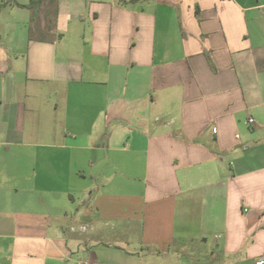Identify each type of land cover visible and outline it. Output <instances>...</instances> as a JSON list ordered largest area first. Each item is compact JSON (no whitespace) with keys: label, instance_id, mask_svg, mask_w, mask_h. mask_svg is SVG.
<instances>
[{"label":"crops","instance_id":"0c3cea01","mask_svg":"<svg viewBox=\"0 0 264 264\" xmlns=\"http://www.w3.org/2000/svg\"><path fill=\"white\" fill-rule=\"evenodd\" d=\"M7 1L0 264L264 257V0Z\"/></svg>","mask_w":264,"mask_h":264},{"label":"trees","instance_id":"16d2710c","mask_svg":"<svg viewBox=\"0 0 264 264\" xmlns=\"http://www.w3.org/2000/svg\"><path fill=\"white\" fill-rule=\"evenodd\" d=\"M7 0L0 4V9L7 4ZM32 11L30 39L41 42L54 41L57 34L56 18L58 14L57 0H30L29 4L19 5Z\"/></svg>","mask_w":264,"mask_h":264},{"label":"built area","instance_id":"2783aa9c","mask_svg":"<svg viewBox=\"0 0 264 264\" xmlns=\"http://www.w3.org/2000/svg\"><path fill=\"white\" fill-rule=\"evenodd\" d=\"M250 123L254 122V119L250 118L249 119ZM84 264H89V262H85ZM255 264H264V257H260L255 261Z\"/></svg>","mask_w":264,"mask_h":264},{"label":"rangeland","instance_id":"374dc122","mask_svg":"<svg viewBox=\"0 0 264 264\" xmlns=\"http://www.w3.org/2000/svg\"><path fill=\"white\" fill-rule=\"evenodd\" d=\"M19 1H24V0H19ZM25 1H28V0H25ZM119 235H121V234H119V233H110V234H108V236H110L111 239H112L113 236L119 237Z\"/></svg>","mask_w":264,"mask_h":264}]
</instances>
